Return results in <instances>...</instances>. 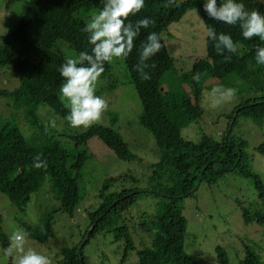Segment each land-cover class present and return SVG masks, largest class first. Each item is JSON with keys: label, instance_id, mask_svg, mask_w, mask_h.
<instances>
[{"label": "trees", "instance_id": "16d2710c", "mask_svg": "<svg viewBox=\"0 0 264 264\" xmlns=\"http://www.w3.org/2000/svg\"><path fill=\"white\" fill-rule=\"evenodd\" d=\"M104 2L27 0V8L17 25L0 37V67L11 66L19 77V86L0 88V97L6 98L15 110L23 109L32 129L27 136L16 119L0 116V191L20 211L26 210L32 195L49 177L52 189L61 197V209L73 217L82 199L80 179L83 167L91 157L88 142L94 137L120 159L130 161L139 158L116 129L98 123L82 132L70 134L74 144L67 147L54 137L38 113V107L45 104L56 114H68L69 109L59 93L63 78L58 69L68 58L62 47L69 46L77 55L81 51H91L87 33L82 31L86 21L80 14L90 5L102 10ZM163 2L145 0V8L130 17L133 21L148 17L154 23L141 30L135 41L136 47L124 59L143 106L139 122L153 134L159 159L151 164L143 177L129 171L104 181L99 191L98 206L87 211L90 224L82 240L65 249L60 264H87L85 246L93 236L103 231L113 233L114 241L123 242L120 264L127 263L131 252L137 256L136 264H163L162 257L172 264H201L186 251L188 219L183 211V202L193 196L203 183L215 184L231 171L254 183L257 197L255 195L253 202L240 200L237 203L246 225L257 224L264 229V179L250 162L248 142L232 135L234 124L241 115L259 124L264 123V65H258L255 59V50L258 46L264 47V41L258 37L244 39L238 25L209 19L203 11L205 0H178L179 7L169 9L161 7ZM220 2L223 0H218ZM238 2H243L249 11L258 10L264 14V0ZM193 9L199 12L205 26L214 27L218 34H230L238 42L239 50L236 54L225 52L219 55L213 42L206 40L207 54L198 56L192 69L184 75L192 86L188 90L179 77L175 84L172 81L176 59L169 51L163 34L172 23L180 21ZM150 32L160 35L164 48L150 61L156 64L150 70L151 79L142 80L134 66L138 62L140 45ZM227 55H231L230 61L225 60ZM104 67L101 78L106 80V88L119 87V80H108L112 75L111 63ZM197 71L202 73L201 79L205 74H211L223 81L226 87H244L247 91L258 92L229 113L228 127L222 132L221 139L203 134L200 141H194L183 135V127L199 121L204 114L202 84L192 79ZM256 150L264 155V142ZM37 156L46 159V169L33 167L35 162H39L35 161ZM124 181H131L134 185L110 191L115 183ZM145 196L157 198V207L151 213L140 210L136 219L133 210L137 201ZM40 225H43V231ZM26 227L30 236L40 242L55 236L50 217L45 222L27 224ZM88 228L91 233L80 251L79 246L85 240ZM136 236L140 237L141 246L137 245ZM0 240L4 248L8 247L1 219ZM239 253L238 264H264V239L243 240ZM216 259V264H232L228 248L221 244L216 246Z\"/></svg>", "mask_w": 264, "mask_h": 264}, {"label": "rangeland", "instance_id": "374dc122", "mask_svg": "<svg viewBox=\"0 0 264 264\" xmlns=\"http://www.w3.org/2000/svg\"><path fill=\"white\" fill-rule=\"evenodd\" d=\"M26 8L27 0H0V37L17 25ZM97 12L99 10L90 5L80 15L87 21ZM201 18L197 10H189L180 21L172 23L163 34L169 51L176 59V73L172 75V81L175 84L179 77L183 86L188 90L192 86L184 77L185 73L192 69L198 56L207 54L206 26ZM62 49L67 57L77 55L75 50L67 45H63ZM111 66L112 75L108 80H119L121 84L110 90L106 88V80L99 78L96 95L107 100L108 110L102 114V119L98 124L116 129L129 143L131 151L139 158L130 161L120 159L99 138H92L88 142L91 157L86 161L80 179L82 199L73 217L61 209V197L52 189L49 177L32 195L25 211H20L12 204L10 198L0 191L1 226L9 243V237L13 232L22 230L29 233L27 224L36 225L45 222L49 217L52 218L55 236L40 242L29 234L24 245L25 250L32 249L48 257L50 264H60L65 249L82 240L90 224L87 211L98 206L100 188L108 177L129 171L138 177H143L149 172L151 164L159 159L153 134L139 122L143 106L136 87L131 82L124 59L114 60ZM200 82L203 89L204 114L199 121L184 126L183 135L194 141H200L203 134L221 139L222 132L228 127L229 113L236 105L258 92L247 91L244 87H240L235 97L217 104L215 100L219 99L220 94L213 96L211 89L216 85L226 87L224 82L211 74H205ZM18 86L17 72L9 65L0 67V88L14 89ZM38 113L42 121L49 125L54 137L67 147H72L74 144L70 139V134L82 132L88 128L71 127L65 120L66 116L54 113L45 104L38 107ZM0 116L16 119L26 135L32 132L23 109L15 110L8 100L2 97H0ZM53 120L55 121L54 127L52 126ZM232 135L248 142L250 162L254 170L264 179V155L256 150V147L264 142V123L259 124L241 115L234 124ZM133 185L131 181L117 182L110 188V191L122 187L129 188ZM255 195L257 197L252 180L232 171L221 177L215 184L203 183L193 196L185 198L183 202V211L188 219L186 251L201 264H216V246L221 244L228 248L232 264H238L237 255L240 254L239 250H242L243 240L261 241L264 239L263 228L257 224H245L237 203L240 200L251 203ZM135 207L133 214L135 213L134 216L138 219L140 210L151 213L156 209L157 198L142 197ZM136 238L137 245L141 246L140 237L136 236ZM144 239L148 241L146 236ZM3 249L0 240V264H12V260L3 255ZM123 253V242L114 241L113 233L105 231L93 236L85 246L87 264H120ZM162 258L163 264H172L166 262L164 257ZM136 259V254L131 252L126 264H136Z\"/></svg>", "mask_w": 264, "mask_h": 264}, {"label": "clouds", "instance_id": "9594fccd", "mask_svg": "<svg viewBox=\"0 0 264 264\" xmlns=\"http://www.w3.org/2000/svg\"><path fill=\"white\" fill-rule=\"evenodd\" d=\"M164 9L179 7L178 0H164L161 5ZM145 8V0H105L102 10L97 12L85 22L82 29L87 33L91 51H81L74 57L66 58L59 67L58 72L63 78L59 87V93L69 109L65 120L73 128L90 127L100 122L102 114L108 110V102L100 95H96L99 78L105 71L104 65L112 63L116 59H127L136 47L135 41L141 30L154 23L148 17L133 21ZM203 11L206 16L214 21L239 26L244 39L251 40L258 37L264 41V14L258 10L249 11L243 2L238 0H205ZM203 21V18H201ZM206 40L213 42V46L219 55L236 54L239 50L238 42L234 41L230 34L217 33L212 26L206 25ZM164 48L161 37L156 32H150L146 40L140 45L138 62L134 68L142 80H150V70L156 67L152 58ZM255 59L258 65H264V47H257ZM226 61L231 60V55L225 56ZM202 73L197 71L192 79L199 83ZM236 88L216 85L211 89L215 96L219 93L217 104L223 103L235 97ZM55 126V121H52ZM33 167L47 168V161L40 156L35 158ZM41 231L44 230L40 225ZM29 233L17 230L9 237L8 247L3 249V255L12 260V264H50L48 257L32 250H25V242Z\"/></svg>", "mask_w": 264, "mask_h": 264}, {"label": "water", "instance_id": "95a60500", "mask_svg": "<svg viewBox=\"0 0 264 264\" xmlns=\"http://www.w3.org/2000/svg\"><path fill=\"white\" fill-rule=\"evenodd\" d=\"M90 233H91V229H90V231H88L87 236H86L85 240L83 241V243L79 246V250H80V251H81V249H82L83 244H84V243L86 242V240L88 239ZM81 262H82V259H81Z\"/></svg>", "mask_w": 264, "mask_h": 264}]
</instances>
